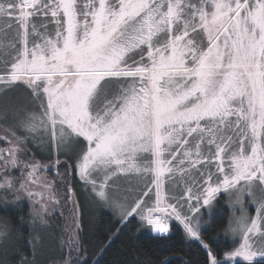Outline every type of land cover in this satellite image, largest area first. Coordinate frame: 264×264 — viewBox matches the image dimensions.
<instances>
[{"label":"snow or ice","instance_id":"snow-or-ice-1","mask_svg":"<svg viewBox=\"0 0 264 264\" xmlns=\"http://www.w3.org/2000/svg\"><path fill=\"white\" fill-rule=\"evenodd\" d=\"M0 145V203L31 202L32 255L17 264H39L57 211L68 255L55 264H100L80 240L73 171L119 214L100 257L136 221L166 245L175 220L224 264L200 217L238 192L224 232L240 242L225 258L264 264V0H0ZM166 175L183 185L175 203ZM19 238L0 224V247Z\"/></svg>","mask_w":264,"mask_h":264},{"label":"trees","instance_id":"trees-1","mask_svg":"<svg viewBox=\"0 0 264 264\" xmlns=\"http://www.w3.org/2000/svg\"><path fill=\"white\" fill-rule=\"evenodd\" d=\"M3 146V145H0ZM64 159V157H61ZM49 175L54 176L53 171ZM68 180L77 193L74 197L80 205L77 212V218L82 220V232L80 240L86 255L93 258H100V264H210L208 249H204L198 241L186 237L183 226L178 221L172 220L169 223L171 239L166 245H162L157 236L148 227H143L137 231L136 223L131 229L119 235L100 257L99 246L101 240L107 244L106 237L110 238V230L115 231L119 222L109 212H100L92 217L86 213L85 202L81 195V182L78 174L73 171ZM216 210L208 219V226L202 230V238L208 243L217 259L224 261V264H234L227 261L225 253L232 251L235 244L224 237L231 213L226 205V196H220L217 199ZM31 204L26 199H22L18 204L9 203L4 205L0 203V224H9L13 229V239H16V233H19V240L15 244H9L7 250L0 247V264H17L21 258V253L31 258L32 248L28 244L29 234L31 232ZM52 227L48 232L51 233V239H45V246L38 255L39 264H55V262L66 258L68 255L67 247L61 249V238L66 239L64 233V219L55 217L50 219ZM236 264H243V261H237ZM262 264V262H256Z\"/></svg>","mask_w":264,"mask_h":264},{"label":"rangeland","instance_id":"rangeland-1","mask_svg":"<svg viewBox=\"0 0 264 264\" xmlns=\"http://www.w3.org/2000/svg\"><path fill=\"white\" fill-rule=\"evenodd\" d=\"M203 150L206 153V151H207L206 146H204ZM213 152H214V149H213ZM144 159L147 160V159H150V157L145 155ZM168 159H171V157H168ZM177 159H179V157H177ZM215 163L216 162L213 160V162L211 164H208L207 165V171L216 172ZM228 163H229V161L226 160L225 161V165H227ZM175 165H176V161H172V165L171 166H175ZM185 166H187V165H185ZM197 167L200 168L201 170H203V169H205V164H200ZM193 172L199 178V173L196 172L195 169H193ZM78 177H79V175H78ZM164 179H165L164 193H165L166 198H168V203H175L174 200L170 199L171 194L174 193L177 196L184 195L183 185L180 182V177H179V175H176V177H175V182H177L180 185L176 189H173L172 181L169 180L168 175H166ZM79 180H80V178H79ZM113 181L117 185H119V188H111L110 187L108 189V192H109L110 198L119 199L124 194L122 192V189L126 188L128 186L127 179L125 177L121 176V177H114ZM113 181H110L109 183L112 184ZM80 182H81L80 191H81V195H82V197L84 199V202H85V207L84 208L86 210V213H89L90 216L92 215V217H94L100 212H109V213H111L114 216L115 220L118 221L119 220L118 212H116L113 209H111L109 207H106L102 203H100L99 199L97 197H95V194L91 192L90 186H88L87 189H86V187L84 185V182L82 180H80ZM200 183H203L202 179L200 180ZM154 192H155V189H153V192L150 193L149 197H144L146 202L154 203V200H155ZM222 195L226 196V199L228 198L227 194H225L223 192L218 193L216 199L213 201V205H212V208L210 210L207 207H202V212H201V217H200V226H199L200 232H202V230H204V228H207L208 219H210V217L213 215L214 211L216 210V207H215L216 204H217L216 201ZM24 199L29 201L27 197H25ZM73 199H74V197H73ZM30 204H31V202H30ZM67 207L70 209L71 205H68ZM248 210H249V214L254 217L255 216V207L254 206H249ZM55 217H60L59 211L55 212L51 217H49V221H50V219H54ZM145 227H147V226H145ZM224 237L227 238V239H230L235 244V247L239 246V242L240 241L238 239L236 241H234L233 238L230 235H226L225 232H224ZM44 238L45 239H51L53 237H52V234L49 232V233H45ZM238 260L242 261L241 258H237V261Z\"/></svg>","mask_w":264,"mask_h":264},{"label":"clouds","instance_id":"clouds-1","mask_svg":"<svg viewBox=\"0 0 264 264\" xmlns=\"http://www.w3.org/2000/svg\"><path fill=\"white\" fill-rule=\"evenodd\" d=\"M240 195V193H233L231 194L230 198H227V203L226 205L229 207L230 209V213H231V218L235 215L236 217L240 216V205L238 203H236L235 201L237 200V197Z\"/></svg>","mask_w":264,"mask_h":264},{"label":"built area","instance_id":"built-area-1","mask_svg":"<svg viewBox=\"0 0 264 264\" xmlns=\"http://www.w3.org/2000/svg\"><path fill=\"white\" fill-rule=\"evenodd\" d=\"M156 235V234H155Z\"/></svg>","mask_w":264,"mask_h":264}]
</instances>
